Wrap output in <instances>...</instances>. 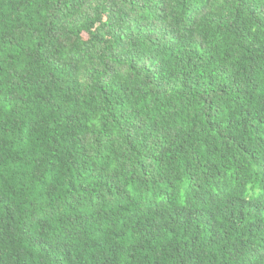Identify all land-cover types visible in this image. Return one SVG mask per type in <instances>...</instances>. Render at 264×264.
I'll return each instance as SVG.
<instances>
[{"label": "trees", "instance_id": "obj_1", "mask_svg": "<svg viewBox=\"0 0 264 264\" xmlns=\"http://www.w3.org/2000/svg\"><path fill=\"white\" fill-rule=\"evenodd\" d=\"M0 264H264V0H0Z\"/></svg>", "mask_w": 264, "mask_h": 264}]
</instances>
